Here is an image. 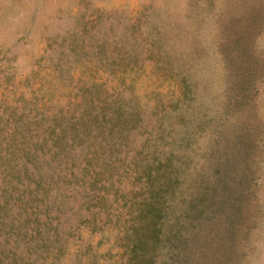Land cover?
I'll return each mask as SVG.
<instances>
[{
	"label": "trees",
	"instance_id": "obj_1",
	"mask_svg": "<svg viewBox=\"0 0 264 264\" xmlns=\"http://www.w3.org/2000/svg\"><path fill=\"white\" fill-rule=\"evenodd\" d=\"M233 1L243 8L211 13V25L202 14L169 25L147 12L75 16L43 39L21 78L17 54L4 49L0 264H95L88 251L64 256L83 229L109 226L120 228L125 264H235L233 234L258 210L249 198L260 137L249 126L264 77V0ZM143 47L182 83L168 105L177 127L167 149H146L162 122H145L121 75L143 67Z\"/></svg>",
	"mask_w": 264,
	"mask_h": 264
},
{
	"label": "rangeland",
	"instance_id": "obj_2",
	"mask_svg": "<svg viewBox=\"0 0 264 264\" xmlns=\"http://www.w3.org/2000/svg\"><path fill=\"white\" fill-rule=\"evenodd\" d=\"M222 1L0 0V57L7 47L13 50L17 54L16 62L24 68L18 75V78H21L30 67H34L33 62L41 53L43 39L67 25H75V16L91 17L96 14L111 13V16L131 15L134 17L141 12H147L150 13L151 19L166 22L169 25L183 21L187 23V15L202 14L209 17L206 19V24L211 25L213 21L209 16L211 13H216L220 9L232 12L243 8L240 1L235 3L230 0L227 4H223ZM24 33L26 35H22ZM215 35V30L204 33L205 42L210 46L209 50H213ZM256 43L264 58V28L259 32ZM143 53H147L145 47H143ZM144 56L149 58L141 69L125 70L121 72V75L127 82H130L127 92L133 93L145 110V122L149 125L154 122L158 123V121L162 122L161 127L150 131V140H147L145 144L146 149L152 150L155 147L167 149L172 146L171 137L175 134L177 127L176 115L168 109V105L181 97L182 83L179 75L159 61L154 52ZM209 63V71H213L215 59L211 58ZM101 71L93 69L90 73L100 76L107 75ZM77 73H81L80 67L77 68ZM111 79L114 81L113 78ZM256 84L257 91L252 103L255 115L249 127L260 138L255 140L257 146L251 157L254 159L252 166L255 167L256 178L249 201L256 204L258 210L255 209L252 214H246L242 220V228L233 234L235 264H264V77L258 79ZM155 110H157L156 114L153 113ZM155 116L161 117L156 120ZM119 229L109 226L93 234L83 229L79 234V239L71 241L64 259L68 261L75 251L80 250L94 253L91 259L95 264H125L122 249L116 244V239L120 236ZM88 242L91 243L92 249H75L76 245L84 246Z\"/></svg>",
	"mask_w": 264,
	"mask_h": 264
}]
</instances>
